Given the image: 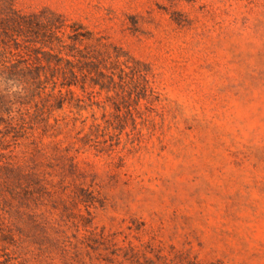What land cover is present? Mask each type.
<instances>
[{
    "label": "rangeland",
    "instance_id": "1",
    "mask_svg": "<svg viewBox=\"0 0 264 264\" xmlns=\"http://www.w3.org/2000/svg\"><path fill=\"white\" fill-rule=\"evenodd\" d=\"M0 264H264V0H0Z\"/></svg>",
    "mask_w": 264,
    "mask_h": 264
}]
</instances>
